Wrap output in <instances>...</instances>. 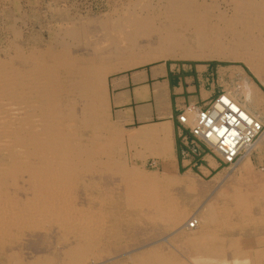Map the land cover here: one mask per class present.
Wrapping results in <instances>:
<instances>
[{"label":"bare ground","instance_id":"1","mask_svg":"<svg viewBox=\"0 0 264 264\" xmlns=\"http://www.w3.org/2000/svg\"><path fill=\"white\" fill-rule=\"evenodd\" d=\"M195 1L158 0L155 11L143 13L142 9L151 7L150 0H130L127 6L122 7L121 10L112 11L106 18L87 21L95 27L69 28L68 31L62 32L56 48L34 49L27 54L15 52L17 53L15 57L19 60L18 65L12 63L14 58L4 59L0 62V86L4 87L9 97L18 94L20 109L18 113L22 114L19 118L15 116L16 118H10L7 121V125L11 127L10 130H7L6 127L5 130L0 131V147L6 149L10 158L9 165L5 164L0 167V179H10V185L17 188L19 186L17 181L20 177L23 183L28 184L27 193L31 194L26 198L24 197L25 201L18 206L6 192L0 190V252L4 251L11 242L18 240L17 238L24 229L42 230L47 228L46 225H54L58 230H61L62 234L72 237L74 243L70 244L69 259L75 264H81L86 260L88 253L98 251L105 235L114 232L116 227L110 228L111 226H118L124 220L127 222L138 221L140 227L143 225V220H149V222L165 220V222L163 221L165 226L167 225L169 228L176 226L175 228L181 231L183 236L185 235V239L188 241L192 239L191 242H194L202 252L206 248L204 255L195 248L197 257L203 259L205 256L204 258L210 259L216 256L217 250L209 249L208 244L218 246V244L223 243V240L219 237L209 236V234H213L210 227L215 223L214 219L218 217L212 203H208L206 208L197 216H191L188 215L185 207L174 205L168 199V202L161 201L160 197L154 195L156 193L150 184H146L148 187L146 186L141 192L136 189L133 190L127 185L123 197L120 198V202L123 200V209L126 215H123V212L115 214L113 224L108 225V227H106L108 223L105 213L94 210L88 205L86 208L79 207L80 209L75 207L74 200L66 196V193L76 189L77 185L73 183V178L79 174V171H82V168H73L72 165L88 156L85 153L84 155L80 153L77 157L72 154L71 134L62 131L60 128L61 121L55 117L54 111V104L60 100L61 95L65 92L74 91L81 98L91 99L90 111L91 114L95 115L99 100L105 96L104 80L110 71L114 68L125 69L141 65L160 58H193L201 53H206V57H215V53L219 56L227 55L233 59L243 60L259 74L261 66L264 65V0H231L232 14L227 15L225 12L220 14L224 16L222 21L225 25L228 24L227 26L231 27L233 24L232 36L228 44L220 39V34L210 37H198L196 35L194 39L181 36L182 33L177 30L179 27L176 25L179 23L178 18L188 14L189 11L199 13L213 9V4ZM227 16L230 19H226ZM68 39L72 40V43L78 41V46L73 51L69 48ZM19 80L24 83L27 81L30 89L25 91L24 88L23 90L21 88L18 93L17 84ZM225 95L230 97L227 93ZM28 109L31 116L34 117L33 121L23 119V115L28 113ZM15 119L18 124H14L16 123ZM261 140H264V132L252 145L245 149L241 158L234 164V169L236 166V169H240L239 173L232 177L229 174L223 177L227 181L223 186L229 188L230 191L226 194L219 191V194L224 195L223 201L229 200L233 205V210H239L242 216L246 217L248 211L251 210L250 202L252 201L250 199L264 203L263 182V187L253 193L246 192L242 187L245 180H251L254 184L259 183V178L252 174L250 168L245 169L247 167L245 164L249 160V153L253 149L259 148ZM106 167L110 175L114 174L115 171L112 167ZM168 167L164 168L166 170L164 177L167 181L174 178L171 177L172 170ZM117 171L121 174H127L123 167ZM150 182L151 180L148 181V183ZM252 195L253 197H251ZM93 197L97 198L100 205H103L106 199L110 200L112 196L111 194H97ZM101 207L98 208L102 211ZM118 210L119 207H116V212ZM132 211H137L138 216H140L135 218L130 216ZM226 214L231 215L232 213ZM188 217L190 219L187 221ZM191 221L194 222L193 226L190 225ZM254 223L256 224V222ZM134 232L135 230L131 228L129 236H132ZM120 235L123 234L120 233ZM188 235L191 238H186ZM240 238H229L225 242L226 250H228L233 264L240 261L241 253H238L240 247L235 244V242L240 241ZM164 254L161 253L157 256L141 255L140 261H134V264H182L169 260L168 256L166 257ZM14 256L13 252L6 256L8 263H12ZM46 262L35 261L34 264H47ZM203 262L200 263L204 264ZM254 262L246 260L243 263L256 264Z\"/></svg>","mask_w":264,"mask_h":264},{"label":"rangeland","instance_id":"2","mask_svg":"<svg viewBox=\"0 0 264 264\" xmlns=\"http://www.w3.org/2000/svg\"><path fill=\"white\" fill-rule=\"evenodd\" d=\"M129 1L130 0H0V62L4 61V59L9 60L14 58L15 60L13 59L12 63L18 65L19 60L15 55L19 52L27 54L34 49L46 50L48 47L56 48L58 47L57 43L59 42V37L63 34L62 32L68 31L69 28L76 29L80 27L81 29L83 26L92 28L94 25L87 22L88 20L97 21L101 18H106L112 11L116 9L121 10L122 7L127 6ZM157 1L158 0H150L151 7H146L141 11H143V13L155 11L157 9ZM195 2L213 4V9H211V11H201L199 13L189 11L188 14L178 18L179 23L176 25L179 27L177 30L182 33L181 36L187 39H194L196 35H198V37H210L220 34V39H223L226 44L230 43L233 24L231 27L227 26L228 24L225 25L222 21L224 16L221 15L223 12L227 15L232 14V1L196 0ZM135 10L137 11L138 9ZM226 19L230 18L227 16ZM231 20L233 19L231 18ZM68 40L69 48L73 51L74 48L78 46V41H73L72 43V40ZM214 55L215 57H206V53H201L193 58H160L125 69L114 68V70L110 71L105 76L104 80L105 96L102 100H106V104H104V101L102 102V100H99L97 104V113L95 115L91 114L92 112L90 111L91 99L81 98L79 94L74 91L65 92L61 95L60 100L55 102V117L61 121L60 128L63 132L71 134L70 143L72 154L77 157L80 153H83V155L85 153V155L88 156L86 158L83 157L80 162H75L72 165L73 168H82V171H79V174L73 178V183L77 185L76 189H72V191L70 190L66 193V196L74 200L73 203L75 207L86 208L88 205V207L90 206L94 210L105 213L107 215L106 222L108 223L106 227H108V225L113 224L115 214L123 212V215H126L123 209V200L120 202V198L123 197L126 186L128 185L133 190L136 189L141 192L150 184L152 185L151 188H153L156 193L154 195L158 198L160 197L159 199H161V201H172L174 205L185 207L184 209H187L188 215L191 216H197L199 212L206 208L208 203H212L215 206L213 207L218 217L216 218L217 220L214 219L215 223L210 227L213 234H209V236L219 237L223 240V243L218 244V246L211 243L208 244L209 249L217 250L214 258L206 259L204 256L203 259H200L194 251L195 248L199 250L200 248L196 246L194 242H191L192 239L189 241L185 239V235L183 236L181 231L175 228L176 226L169 228V226L166 225V228L165 224H163L165 220H153L154 222L143 220V225L141 227L138 226L140 225L138 221L127 222V220H124L123 223L118 226L110 227H116L117 229L114 228L115 230L113 229L114 232H112V234L105 235V239H102L98 251L88 253L84 261L85 263L82 262L83 264H134V261H140L141 253H144L142 256H157L161 253H165L164 255L166 257L168 256L167 258H169V260L182 264H199L200 262L202 263V261H204V264H231L233 261L228 250H226L225 242L229 238L238 237H241L240 241L235 242V244L240 247V252L238 251V253H241V257L239 258V263L236 264H242L246 260L255 261L256 264H264V203L262 202V205L261 202H255L253 201L254 199H250L252 201L250 202L251 210L248 211L249 213H247L248 216L246 217L242 216L239 210L234 211L230 201H223L224 195L219 194V191L224 194L230 191L229 188L223 186L227 183L226 179L223 177L228 174L232 177L234 174L239 173L240 169H236L237 166L234 169V166L229 167L220 164L217 168L209 172H199L197 169L192 171L178 170L176 165L171 166L169 163L166 165L159 164L157 167L154 162L139 163L127 160L133 157V154L132 152L127 153L126 149L120 145V131L109 114L106 96L107 77L121 71L159 62L199 65L210 63L224 68L232 66L238 69L242 68L246 71L249 81L253 80L264 95V65L261 66L262 69L260 68V73L258 74L243 60L233 59L227 55L219 56L215 53ZM17 87L18 93L21 88L22 90L24 88L25 91L30 89L28 82L25 81L24 83L21 80H19ZM242 89H244V87ZM227 94L236 101L231 94ZM18 112H20L18 94L9 97L4 87L0 86V131L5 130L4 128L6 127L7 130L11 129V127L7 125V121L10 118L14 119L13 117L15 116L18 118L21 117L20 115L22 114ZM27 112L29 114H24L23 119L33 121L34 117L31 116L29 109ZM15 121L16 123L14 124H18L16 119ZM92 154L96 155L90 156ZM248 157L249 160L245 164V166H247L245 169L250 168L249 170H252V174L259 178V183L254 184L251 180H245L243 181L242 187L246 192L253 193L264 185V146L261 150L258 147L253 149ZM5 164H10L9 154L5 148L0 147V167ZM106 166H109V168L112 167L113 171H115L113 172L114 174L110 175ZM166 166H169L168 168L172 170L171 177H174L168 181L164 177V172L166 171L164 168ZM121 167L126 169L127 174H121L117 171ZM174 179L175 181H173ZM149 180H151L150 183H148ZM1 182L3 184H0V190L6 192L18 206L25 201L28 195H31L27 193L29 190L28 184L23 183L20 177L17 181L19 185L17 188L10 185L11 181L8 178L0 179V183ZM97 194H111L112 197L110 200L107 198L106 202L100 205L97 198H92V196H96ZM251 197H253V195ZM97 205L98 207L102 206V211ZM116 207H119V212H116ZM261 208L262 210H260ZM230 212L232 213L231 215L226 214ZM130 216L135 218L140 215L138 216L137 211H132ZM189 217L187 221L190 219ZM254 222H256V224ZM132 224L133 227H131ZM46 227V229L32 231L24 229L21 233L24 234H20L19 238H17L18 240L11 242L4 251L0 252V264H34L35 261H47V264H75L69 259L68 255L70 253V244L74 243L72 237L64 233L63 235L61 230H58L54 225H46ZM131 228H133L135 232L132 236H129ZM120 233L123 235H120ZM186 238L191 237L188 235ZM205 250L206 248H204L203 252L200 250L203 255ZM11 252L15 254L14 260L12 263H8L6 256Z\"/></svg>","mask_w":264,"mask_h":264},{"label":"crops","instance_id":"3","mask_svg":"<svg viewBox=\"0 0 264 264\" xmlns=\"http://www.w3.org/2000/svg\"><path fill=\"white\" fill-rule=\"evenodd\" d=\"M221 93L231 94L264 122L262 90L242 68L159 62L106 79L110 118L120 131V145L133 154L127 160L154 162L157 167L169 163L182 171L209 172L220 165L214 154L192 151L191 137L177 116L186 107L205 106ZM260 144L261 150L264 140Z\"/></svg>","mask_w":264,"mask_h":264},{"label":"built area","instance_id":"4","mask_svg":"<svg viewBox=\"0 0 264 264\" xmlns=\"http://www.w3.org/2000/svg\"><path fill=\"white\" fill-rule=\"evenodd\" d=\"M177 121L188 130L192 151L212 153L220 164L232 167L245 149L264 132V122L232 98L219 94L203 107L182 110ZM183 138L187 136L182 135ZM191 221L190 225L193 226Z\"/></svg>","mask_w":264,"mask_h":264}]
</instances>
